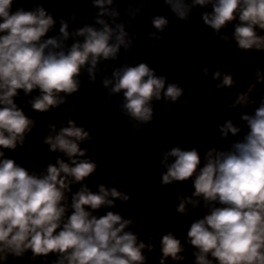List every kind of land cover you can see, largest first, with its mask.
<instances>
[{
  "label": "clouds",
  "instance_id": "obj_1",
  "mask_svg": "<svg viewBox=\"0 0 264 264\" xmlns=\"http://www.w3.org/2000/svg\"><path fill=\"white\" fill-rule=\"evenodd\" d=\"M152 0L131 4L121 17L117 0H90L94 23L69 31L77 13L60 17L58 34L50 35L57 18L44 3L30 8L17 0H0V264H264V68L255 66L246 87L236 73L217 68V90L233 89L227 108L239 110L241 123L226 119L217 125L221 143L162 150L161 187L190 184L191 191L174 193L176 223L198 215L182 240L175 228L151 234L149 227L125 216L116 202L129 203L123 187L88 181L100 164L84 142L96 137L86 123L69 115L44 125L45 135L34 138L54 162L33 169L8 154L25 147L37 125L28 111L45 115L62 109L69 98L98 77L107 100L116 105L132 132L154 120L153 101L177 103L185 89L167 83L146 61L112 67L137 39L126 31ZM172 16L189 22L198 11L205 28L221 48L243 56L264 54V0H162ZM171 21L155 15L147 33L163 40ZM231 29L229 32L228 30ZM233 64L242 56L232 55ZM209 67L202 69L208 77ZM191 87V85H187ZM236 114L235 112L233 113ZM55 120V117H53ZM103 155V150L100 151ZM73 186H78L73 190ZM171 216L172 212L169 211ZM133 229H136L135 231ZM140 234H144L143 238ZM158 240V243H157ZM159 250V258L151 256Z\"/></svg>",
  "mask_w": 264,
  "mask_h": 264
}]
</instances>
